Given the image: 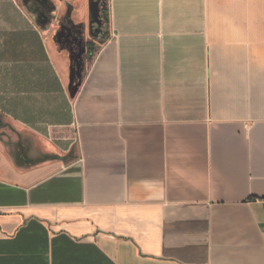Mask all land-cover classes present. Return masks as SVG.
<instances>
[{"label": "crops", "instance_id": "crops-1", "mask_svg": "<svg viewBox=\"0 0 264 264\" xmlns=\"http://www.w3.org/2000/svg\"><path fill=\"white\" fill-rule=\"evenodd\" d=\"M31 9L0 0V264H264V0H109L78 81Z\"/></svg>", "mask_w": 264, "mask_h": 264}, {"label": "rangeland", "instance_id": "rangeland-1", "mask_svg": "<svg viewBox=\"0 0 264 264\" xmlns=\"http://www.w3.org/2000/svg\"><path fill=\"white\" fill-rule=\"evenodd\" d=\"M23 1L32 7V16L44 29L58 61L78 81L95 55L89 52V43L95 41L99 48L110 36L109 0Z\"/></svg>", "mask_w": 264, "mask_h": 264}]
</instances>
